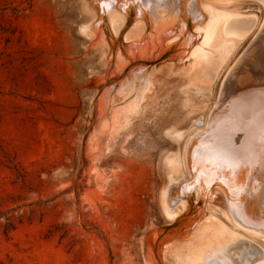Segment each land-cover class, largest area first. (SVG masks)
I'll list each match as a JSON object with an SVG mask.
<instances>
[{"label": "rangeland", "instance_id": "374dc122", "mask_svg": "<svg viewBox=\"0 0 264 264\" xmlns=\"http://www.w3.org/2000/svg\"><path fill=\"white\" fill-rule=\"evenodd\" d=\"M80 23L71 0H0L1 264H143L139 238L165 223L162 133L185 126L183 83L156 76L135 119L99 108L91 127L102 72Z\"/></svg>", "mask_w": 264, "mask_h": 264}, {"label": "water", "instance_id": "95a60500", "mask_svg": "<svg viewBox=\"0 0 264 264\" xmlns=\"http://www.w3.org/2000/svg\"><path fill=\"white\" fill-rule=\"evenodd\" d=\"M71 1L102 72L91 127L135 119L156 76L183 83L143 264H264V0Z\"/></svg>", "mask_w": 264, "mask_h": 264}, {"label": "trees", "instance_id": "16d2710c", "mask_svg": "<svg viewBox=\"0 0 264 264\" xmlns=\"http://www.w3.org/2000/svg\"><path fill=\"white\" fill-rule=\"evenodd\" d=\"M1 264V263H0Z\"/></svg>", "mask_w": 264, "mask_h": 264}]
</instances>
